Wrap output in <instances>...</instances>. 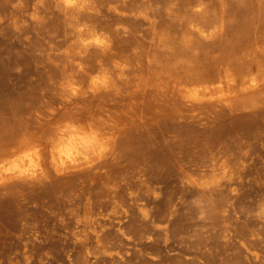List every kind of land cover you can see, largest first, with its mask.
Wrapping results in <instances>:
<instances>
[{
	"label": "rangeland",
	"instance_id": "1",
	"mask_svg": "<svg viewBox=\"0 0 264 264\" xmlns=\"http://www.w3.org/2000/svg\"><path fill=\"white\" fill-rule=\"evenodd\" d=\"M76 2L0 0V264H264V0Z\"/></svg>",
	"mask_w": 264,
	"mask_h": 264
},
{
	"label": "bare ground",
	"instance_id": "2",
	"mask_svg": "<svg viewBox=\"0 0 264 264\" xmlns=\"http://www.w3.org/2000/svg\"><path fill=\"white\" fill-rule=\"evenodd\" d=\"M62 1L67 9L77 6L76 0H72V2H69V0ZM104 83L105 81L100 82V84ZM71 94L74 96L79 94V88L73 86ZM222 100L223 102L229 101L228 98H222ZM76 123H68L58 131L57 138H55L53 165L58 171L65 170L68 166L89 163L92 156L101 155L107 149L99 130ZM21 145L23 144L21 143ZM29 145L25 143L19 149H14L16 151L13 152V157L8 159L5 165L8 174L1 175L0 182L5 181L8 176L36 179L44 172L40 155L28 149Z\"/></svg>",
	"mask_w": 264,
	"mask_h": 264
},
{
	"label": "snow or ice",
	"instance_id": "3",
	"mask_svg": "<svg viewBox=\"0 0 264 264\" xmlns=\"http://www.w3.org/2000/svg\"><path fill=\"white\" fill-rule=\"evenodd\" d=\"M69 2H72V0H69Z\"/></svg>",
	"mask_w": 264,
	"mask_h": 264
}]
</instances>
